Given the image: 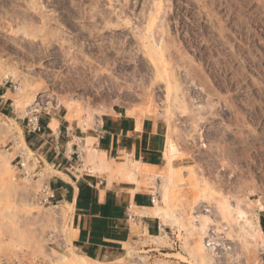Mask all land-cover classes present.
I'll list each match as a JSON object with an SVG mask.
<instances>
[{"label":"rangeland","instance_id":"obj_1","mask_svg":"<svg viewBox=\"0 0 264 264\" xmlns=\"http://www.w3.org/2000/svg\"><path fill=\"white\" fill-rule=\"evenodd\" d=\"M1 92L0 264L85 256L72 208L42 201L28 118L85 135L113 108L167 123L166 162L140 167L158 176L119 175L169 227L85 263L264 264V0H0Z\"/></svg>","mask_w":264,"mask_h":264},{"label":"crops","instance_id":"obj_2","mask_svg":"<svg viewBox=\"0 0 264 264\" xmlns=\"http://www.w3.org/2000/svg\"><path fill=\"white\" fill-rule=\"evenodd\" d=\"M6 95L0 93L1 102L10 98ZM53 119L57 118L39 116L42 130L27 129L25 142L41 157L36 174L47 176V185L56 195L54 201L73 210L77 249L88 258H112L134 237L157 236L169 227L157 211V193L119 175L138 163L154 168L166 162L168 126L163 119L113 108L85 135L60 119L52 128ZM78 151L83 153L82 162L77 159ZM110 160L119 169L102 168L101 163Z\"/></svg>","mask_w":264,"mask_h":264},{"label":"bare ground","instance_id":"obj_3","mask_svg":"<svg viewBox=\"0 0 264 264\" xmlns=\"http://www.w3.org/2000/svg\"><path fill=\"white\" fill-rule=\"evenodd\" d=\"M5 71V70H4ZM2 73H3V71H2ZM4 78L6 79H8V78H10L11 76H14L15 75V73H14V71L11 69L10 71H7L6 70V72H4ZM2 75V76H3ZM18 75V74H17ZM21 89V88H20ZM23 101L21 100H16L15 101V104H14V106H15V108L17 109V111L19 112L20 110H22L23 109V103H22ZM32 102V101H31ZM31 106H33V105H35L34 103L33 104H30ZM25 106V105H24ZM30 106V107H31ZM27 109H29V107H27ZM21 112V111H20ZM19 112V113H20ZM57 124H58V121H57V119H53V121H52V128L54 127H57ZM90 139H92V138H90ZM89 139V140H90ZM93 151H95V150H93ZM103 153V152H102ZM88 157V156H87ZM89 157H91V155L89 154ZM88 157V158H89ZM95 157V156H94ZM92 159H93V156H92ZM91 158H90V162L89 163H92L91 162V160H92ZM96 159V158H95ZM97 160H102V159H97ZM88 161H89V159H88ZM98 161H95V164L97 163ZM102 162H104V160L102 161ZM106 163V162H105ZM102 164V165H101ZM100 165L101 166H103L102 168H105V169H108V170H111V168L112 167H110V165L109 164H103V163H101ZM139 164V163H138ZM93 165V164H92ZM147 165V164H146ZM145 165V166H146ZM99 166V165H98ZM94 167V166H93ZM136 167V166H135ZM147 167H148V165H147ZM146 167V168H147ZM107 170V171H108ZM144 170V169H143ZM146 170V169H145ZM133 171V170H132ZM138 172H140V166L139 165H137V167L135 168V173L134 174H137ZM140 174H142V176H146L147 178H150V177H157L158 175L155 173V172H150V171H141L140 172ZM141 175L139 176L140 178H143ZM146 177H144V178H146ZM146 178V179H147ZM151 179V178H150ZM152 179H154V178H152ZM157 188H158V186H157ZM24 237V236H23ZM26 237V236H25ZM24 237V238H25ZM156 238H157V236H156ZM155 238V239H156ZM165 238V237H164ZM20 239V238H19ZM31 239V238H30ZM22 240V239H21ZM23 241V240H22ZM158 243H163V241H164V239H162V237H158L157 238V240H156ZM26 243V242H25ZM157 243V244H158ZM165 243V242H164ZM31 244H32V242H31ZM71 256V255H70ZM70 256H65L64 257V261H54L53 262V264H87V263H85V261L84 260H86L88 257H86V256H80V257H78V258H80L81 260H76V259H74V257H72V258H69ZM74 256V255H73ZM206 259V258H205ZM63 260V259H62ZM93 260V259H92ZM96 261V260H95ZM87 262V261H86ZM102 263V262H101Z\"/></svg>","mask_w":264,"mask_h":264},{"label":"built area","instance_id":"obj_4","mask_svg":"<svg viewBox=\"0 0 264 264\" xmlns=\"http://www.w3.org/2000/svg\"><path fill=\"white\" fill-rule=\"evenodd\" d=\"M28 129L32 132H40L42 130L41 125L39 124V115H34V116H30L28 118ZM77 159L82 162L83 161V153L78 151L77 152ZM17 165L21 168V169H25L27 166V162L20 160ZM42 201L44 203H52L53 200L55 199L56 195L54 193L53 190H51L49 188L48 185H46L43 189H42ZM152 200L155 203L157 201L156 196H152Z\"/></svg>","mask_w":264,"mask_h":264}]
</instances>
